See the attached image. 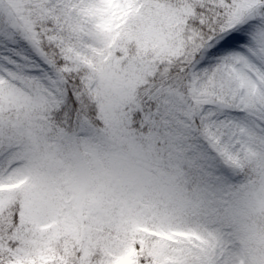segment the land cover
I'll return each mask as SVG.
<instances>
[{
    "label": "snow or ice",
    "instance_id": "snow-or-ice-1",
    "mask_svg": "<svg viewBox=\"0 0 264 264\" xmlns=\"http://www.w3.org/2000/svg\"><path fill=\"white\" fill-rule=\"evenodd\" d=\"M0 264H264V0H0Z\"/></svg>",
    "mask_w": 264,
    "mask_h": 264
}]
</instances>
